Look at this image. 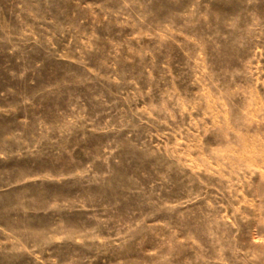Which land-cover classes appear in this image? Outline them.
Instances as JSON below:
<instances>
[{
  "label": "rangeland",
  "instance_id": "374dc122",
  "mask_svg": "<svg viewBox=\"0 0 264 264\" xmlns=\"http://www.w3.org/2000/svg\"><path fill=\"white\" fill-rule=\"evenodd\" d=\"M0 264H264V0H0Z\"/></svg>",
  "mask_w": 264,
  "mask_h": 264
}]
</instances>
